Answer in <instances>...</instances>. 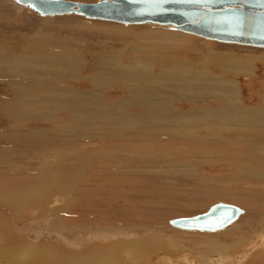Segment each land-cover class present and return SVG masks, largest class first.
Here are the masks:
<instances>
[{"label":"bare ground","instance_id":"bare-ground-1","mask_svg":"<svg viewBox=\"0 0 264 264\" xmlns=\"http://www.w3.org/2000/svg\"><path fill=\"white\" fill-rule=\"evenodd\" d=\"M0 1H12L17 6L19 5L15 0ZM66 1L73 2L72 0ZM89 1L93 3L96 2L95 0ZM155 30L157 34L163 35L164 37H184V40L188 39V36L185 34V36H183L180 32L166 33L163 30ZM9 39L13 41L9 42ZM53 39H43V37H38V39H36V37L33 35L29 36V34L28 36L10 34L0 38V92L3 88H6L9 92H12L14 97L18 95L17 100L16 98L13 99V101L15 100V105H12L17 108L14 110H12L13 107L7 108L9 105H5V100L1 98L2 96L0 97V117H3L2 120L5 118V120L12 118L20 121L23 119L36 121L34 117H37L39 118L37 122H48L49 124L55 125L51 128L34 129L26 127L27 122H21L11 124L12 126L7 124L8 130H0V140L13 145V147L10 148L0 146V172L5 173L6 176V171L15 173L18 171L17 174L19 175L14 178H12L13 176H7L6 180H4L1 176L2 173H0V204L2 205V209L16 216L21 207H30V205L37 204L38 200L41 201L46 199L47 197H44V194L47 192V189L50 188L56 189L57 192L59 191L62 195V198L64 197L65 200L69 199L70 201L72 200L70 197L71 194H73L72 192L75 189L78 191L76 187L87 189V185L84 187L83 183L89 180L93 181L94 186L96 184L95 181L100 180L98 174L111 176V178L107 180V183L112 182L109 183L112 184V188H106V191H103L101 195L107 193V196L110 194V196L112 195L113 198H116L117 195L121 193V195L124 196V194H122L124 190H122V188L120 189L118 186L127 184V173L131 172H129V170L133 171L135 169L132 168L134 166L129 170L124 166L125 169H123L122 165H128L133 161L128 153H138V159H134V161L142 163L145 166L153 163H160L162 165L165 163L168 164V167L169 165L170 167H172L171 165L180 167L181 164H184L183 161L179 163L173 160L174 158L165 156L164 154L166 153L163 151L168 150L166 149L167 145L160 144V142H162L160 141L162 137L169 138L171 141H174V139L181 141V137L177 138V136L174 135L175 130L173 133L170 132L173 127L176 126L177 129H195L204 132L206 138L202 141L203 143L200 141V144L202 143L206 146L207 149L205 148V150L212 155H215L216 152H219V155L220 153L223 155L222 158L216 161L212 159V163L221 162L222 165H226L229 169L234 170L232 179L235 178L237 182L235 187L237 191H234V195H229L231 196L230 199L240 201L243 200V198H249L251 203H258L256 207L251 206L248 209H244L245 215L243 214L244 216L242 215L240 217L246 218L252 222L258 220L259 223L256 228L260 231H264V54L259 56L249 55L238 57L225 53L220 55L208 53V57L212 58L209 61V65H215L214 63H217L219 71L223 70L220 74L213 75L210 70L208 71V66H206V68L205 66L203 67V65V68L200 66L205 72H200L198 69H196V71L188 69L187 65L186 67L181 66L179 64L180 57L178 58L175 54H171V52L166 50L172 48L180 49L183 45L174 44L171 43V41V44L169 41L152 43L156 47L162 48L166 46L162 54L158 52L155 53V55L151 54L152 56H134L131 58L133 59L132 61L130 58H126L127 60L125 58H118V55L114 58L112 57L113 55L106 52L105 49L101 51L88 50L86 53L89 56L88 59H85V52L81 49L74 48V46L81 45L82 48V46H86V43L73 42L71 40L68 42L60 38L53 41ZM143 45L146 44H142V46ZM149 48L152 49L154 47ZM146 51L148 52V50ZM121 55L123 56V54ZM121 55L120 57H122ZM125 56L127 55L125 54ZM131 63L134 65H130ZM230 77L232 79H230ZM82 81L85 83H81ZM240 83H243L242 87ZM133 89L135 91L132 92ZM107 90H111L112 92L113 90H117L118 94L116 93V96H111ZM104 91L107 92L105 93ZM171 91L175 92L167 94V92ZM35 92L38 93L39 96H37V94L36 97L38 98L33 99L29 94ZM177 103H179L178 106ZM133 106L141 108L140 111L143 112L138 115L125 111L126 108H131ZM30 108H40L41 112L30 110ZM14 111H16V113ZM59 111H63L64 114L61 115L60 113L61 116L57 115ZM159 126L165 127L166 129L172 127V129L170 131H165L163 134L156 133L155 130ZM148 129L152 131L151 134L146 133ZM162 129L164 130V128ZM176 134L179 135L182 133ZM132 140H137L138 145L137 143L134 144ZM89 141L91 144L87 143ZM186 141L189 142L187 137ZM192 141L195 140L192 139ZM185 144L187 145V143ZM98 145L101 146L99 147ZM92 146H98V149ZM88 147H90V149ZM169 151H166L167 154ZM28 153H31L34 158L42 157V164L38 166L34 165V167L18 168L15 163L6 161L5 158L9 155L18 157ZM205 154L207 155L208 153L205 152ZM200 155L204 156L202 154ZM207 156L209 157V155ZM96 158L101 161L103 159L106 161L108 160V164L104 167L101 166L102 164L100 162L101 165H97L96 167L94 165ZM213 158L215 159L216 157ZM115 162H118L121 168L112 169L110 166ZM198 162L199 161H197V163ZM189 164L193 165L194 163L190 162ZM106 168L108 170L112 169L110 170L111 173L115 172V176H118V179L115 180V183L118 184V186H115L116 190L113 186L114 179L112 174L107 173V171H105ZM137 169L139 172L136 171V173L137 177H139L146 172L147 168ZM142 169H145L143 174ZM148 170L150 169L148 168ZM159 170L161 171V169ZM153 171L155 174L158 172L154 169ZM162 171L164 170L162 169ZM32 172H36L38 176L34 177V175H28ZM1 180H4L5 183H2ZM8 180L11 182L13 181L15 185H11V183L8 185L6 183ZM79 183L81 186H79ZM92 189L91 191H85L89 192L88 197L85 198H90V200L94 202L97 197L96 191L98 192L99 190ZM79 193L83 194V191ZM210 193L213 194V196L217 194L227 196L226 192L222 191H212ZM41 195L43 196L41 197ZM81 198H83V196ZM113 198L110 200H113ZM98 200L100 201V199ZM70 202L68 204H70ZM108 202L111 203L110 201ZM77 204H79V202ZM211 206H209L206 211ZM35 207L37 206L35 205ZM87 207L89 206L87 205ZM236 209L239 211L240 215L241 209L238 207H236ZM89 211L92 210L89 209ZM97 211H99V209ZM74 212L76 211L73 210V213ZM0 218L1 221L3 218ZM259 218L261 219L259 220ZM101 219L104 218L101 216ZM236 219L230 224L233 225ZM96 226L100 227L99 222L98 225L96 222ZM145 226L146 225H142L141 227L143 231L146 230ZM223 228L213 231H202L203 233H216L218 231L217 233L219 234L217 235L220 237L215 238L216 235L210 237L204 236V238L200 239V242L196 241L197 246H195L196 250L194 254H196L199 263L234 264V256L240 254L238 250L234 249V244L236 242L237 248L242 247L243 250L253 244L255 239L259 237H263L262 239L264 241V236H262L264 232L256 233V228H250V230L254 229L255 232L253 231L254 237L253 235L251 236L254 239L252 240L250 238L249 241L247 237L243 235L238 236V233H234L235 236L224 237V232L227 230H223ZM126 232L127 231L123 228L122 234ZM197 232L200 231L198 230ZM12 233L11 231V234ZM95 234L97 235V242H93L86 247L84 246L83 249L86 248L85 250L89 253L88 256L91 254L89 257H91V259L94 258L93 260H95V263L105 264L107 262L108 264H114L115 261L118 260V254L116 257L115 249H111V246H113V239L110 238V236L113 237L114 234L111 232V235H109V238L112 240H109L104 234V231L96 232ZM8 235L14 236V234L10 235V233ZM119 236L121 237V235ZM22 237L16 238L15 242L11 240L13 237L9 240L12 241L13 244L16 243L17 240L16 244L22 245L25 243L24 239H26ZM228 237H231L233 241L229 242V240H227ZM105 238H108V240H105ZM236 239L238 240L236 241ZM26 240L30 242L28 238ZM6 241H8V239ZM118 241L120 240L118 239ZM151 241L152 239L141 238V241L138 242L137 240L136 243V241L124 238L120 241L123 243V247L120 250L123 249V251L119 252V256L122 255L127 257L131 253L136 255L139 252L145 254L147 253V247L152 243ZM215 241L216 243L214 244ZM10 245V247H12V244ZM253 245H256V243ZM22 247L19 246L20 249ZM32 247L36 249V245L34 246L32 244L31 248ZM39 247L41 246H38V248ZM14 252L20 254L19 251L14 250ZM45 253L47 254V252ZM253 253L252 256L249 255L251 259L249 261H251V263L262 264L260 261L264 260V245L260 250L259 248L256 249V251L254 250ZM213 254L219 256H217V261L212 259V256H214ZM1 255H3V253ZM1 255L0 257H2ZM244 255H241V260H238V264H249L246 258L242 260ZM33 258L34 256L32 259ZM70 259L71 258H69V260ZM87 259L88 258H84V260ZM139 260H143V257L136 261L138 262ZM45 261H47V259ZM92 263H94V261ZM128 263L131 264L129 257Z\"/></svg>","mask_w":264,"mask_h":264},{"label":"rangeland","instance_id":"rangeland-1","mask_svg":"<svg viewBox=\"0 0 264 264\" xmlns=\"http://www.w3.org/2000/svg\"><path fill=\"white\" fill-rule=\"evenodd\" d=\"M72 1L81 2V3H93L92 1H89V0H72ZM155 29L161 30V31L163 30L166 33L180 32L169 26L154 25V24L125 25V24L111 22V21L89 19V18H86L78 14H67V15H55V16L42 17L27 6L26 7H22L19 5L17 6L12 1H9V2L0 1V31H1L0 38L2 36L5 37L6 35H10V34H16L19 36L20 35L28 36L29 34V36L33 35L34 37H36V39H38V37H43V39H46V38L53 39L54 38L53 39L54 41L57 38H60L68 42H70L71 40L73 42L77 41L79 43H86V46H82V48H81V45L74 46V48L81 49L83 50V52H85L84 53L85 59H88L89 55L86 53L88 50L89 51H98V50L101 51L103 49H105L106 52H109L113 55L112 56L111 54H109L110 56L115 58V56L118 55L119 56V57L117 56L118 58H123V59L124 58L131 59L134 56L135 57L145 56V55L152 56L158 52L162 54V52L164 51V47L166 46H163L162 48L156 47L152 43H161L162 41H169L170 43L171 41V43L183 45L180 47V49L172 48L170 50L169 49L166 50L168 52H171V54H175L176 57L178 58L180 57L179 64L181 66L186 67L187 65L188 69H192L195 71L196 69H198L200 72L202 71L205 72L204 69L202 68L204 66L205 68L206 66H208V71L210 70L211 73H213V75L214 74L218 75L223 70L219 71V66L217 65V63H214L215 65L213 64L209 65V61L212 58L208 57L209 56L208 53H215L217 55L225 53V54L236 55L238 57L249 56V55L259 56L261 54H264L263 47L223 43V42L204 39V38H201L195 35L186 34L182 32H180V34L182 33L183 36L185 35L188 36L187 37L188 39L184 40V37H174V38L164 37L163 35L157 34ZM12 41H13L12 39H9V42H12ZM142 44H146V45L142 46ZM149 47H154V48L150 49ZM146 50H148V52ZM121 54H123L124 57ZM125 54L127 56H125ZM120 55L122 57H120ZM131 60L133 61V59ZM130 65H132V63ZM230 79L232 78L230 77ZM81 83H85V82L82 81ZM240 86L242 87L243 83H240ZM107 91L109 92L111 96H116L117 90H113V92L111 90H107ZM133 91L135 90L133 89L132 92ZM173 92L175 91L167 92V94H170ZM37 94L38 93L35 92L29 95L33 99L34 98L36 99L38 98L36 97ZM17 96L18 95L14 97L12 92H9L6 88H3V90L0 92V97L5 100V105L6 104L9 105L7 106V108L13 107L12 110L17 109L14 106L15 100L13 101L14 98H16L17 100ZM37 96H39V94ZM6 100L8 103L6 102ZM8 100H11V101H8ZM178 105L179 103H177V106ZM30 110L41 112L40 108H30ZM140 110L141 108L133 106L131 108L130 107L126 108L125 111L128 113L132 112L131 114L139 115V113L143 112ZM14 112L16 113V111ZM60 113L61 115L64 114L63 111H59L57 115L61 116ZM2 118L3 117H0V130H8L7 124L11 125V124H16V123H21V122H27L26 127L34 128V129L35 128L45 129V128H51L55 126L54 124H49L48 122L47 123L37 122V119H39L37 117H34L36 121L35 120L30 121L28 119H23L20 121V120H15L12 118H9L7 120H5L6 119L5 118L2 120ZM162 128H164V130ZM171 129L172 127L166 129L165 127L159 126L155 131L156 133L158 132V133L163 134L165 133V131H170ZM149 130L150 129L146 131L147 134H151L152 131L151 130L149 131ZM174 130H175L174 135H176L177 138L181 137L180 138L181 141L175 140V139L174 141H171L169 140V138L167 139L166 137H162L160 140L162 142H160V144L167 145L166 146V149H168L166 150L167 152L171 149L168 154L166 151H163L164 153L167 154V155L164 154L165 156H170L174 158L173 160L179 163H182L183 161L184 164H181L180 167L179 166L174 167V165H171L172 167H170L169 165L168 167V164H165V163H163V165L160 163H153L151 165L145 166L142 163L134 161V159H138L137 158L138 153H128L130 154L129 156H131V160L133 161H131L130 164L128 165H122L123 169H125L126 167L127 170H129L132 166H134L132 167L133 169L134 168L135 169L137 168L146 169L147 168V169H146V172H145V169L144 170L142 169V174L144 172L145 173L141 176L138 175L139 177H137V173H136V171L139 172L138 169L137 170L134 169L133 171L129 170V172L130 171L131 172L127 173L128 175L126 174L128 182L127 184H124V185L122 184V186H118V184L115 183V180L118 179V176H115V172L111 173L110 171L112 169H117L118 167L121 168L119 163L118 162H117L118 164L116 162L112 163L113 166L112 165L110 166L112 169L108 170L106 168L105 171H107V173H111L114 179L113 186L114 187L118 186L120 189L122 188V190H124V193H122L124 194V196L121 195V193L117 195L116 198H113V196L112 195L110 196V194H108L107 196V193H103V195H101L103 191L104 192L106 191V188H110V189L112 188L111 187L112 184H109L112 182L107 183L108 182L107 180H109L111 176L109 177V175L107 176L106 174H98V177L100 180L95 181L96 184L94 186H93L92 180H89L88 182L84 181L85 183H83L84 185L83 184L82 185L84 187H86L87 185L86 187L87 189H80V187H76L78 191L75 189L72 192L73 194H71L70 197L72 198L73 201L77 200L76 202L75 201L73 202L72 200H70L71 201L70 202L69 199L65 200L64 197L62 198V195L59 193V191L57 192L56 189L50 188V189H47V192L44 194V197L46 196L47 198L41 201L38 200L37 202L38 205L35 204L37 207H35V205H32V206L30 205V207L28 206L24 208L21 207V209H19L20 212L18 211L17 212L18 214L16 216L15 214H12L7 210L2 209L1 208L2 205L0 204V209H1L0 217L4 219L0 221V242H1L0 243V252H1L0 255L3 253V255H1L2 257H0V264H23V263L25 264H72V263L102 264V263H95V260H93L94 258L91 259V257H89L91 254L88 256L89 253L88 251L85 250L86 248L83 249L84 246L86 247L93 242L94 243L97 242L96 241L97 235L95 233L101 232V231L102 232L104 231V234L108 238H109V235H111V232L114 234L113 237L110 236V238L113 239V246H111L112 247L111 249H115L114 251H115L116 257L118 254V258H117L118 260H116L114 264H129L128 257L130 259L131 264H135V263L136 264H154L155 262H157L155 264H190V263L191 264H201L198 262V258H196V254H194V251L196 250L195 246H197L196 243L198 241L200 242L201 241L200 239L204 238V236L210 237V236L216 235L215 238L220 237L219 235H217L219 234L217 233L218 231L216 233L214 232L213 233H205V232L203 233L202 231L197 232V230L177 229L170 225V221L177 219V218H188V217L199 215L205 212L209 206L216 204V203H223V204L225 203V204H229V205H232V206H235L241 209V214L238 216L236 221L233 222L234 224L233 225L230 224L231 226L229 225L223 228V230L224 229L227 230L224 232V237L232 236L234 235V233H238V236L243 235L247 237L248 241L250 240V238L253 240L254 238H252L251 236L253 235L254 237L253 231L258 225L259 221L256 220L252 222L246 218H241L240 216H242L245 213L244 209H248L251 206L256 207L258 203H251L249 198H243V200H240V201H234L230 199L231 196L229 195L230 194L234 195L235 192L237 191V188H235L237 185V182L235 178L232 179V174H234V170L229 169V167H227L226 165H222L221 162L212 163L214 160L216 161L217 159L222 158L223 155L221 153L219 155V152L218 153L216 152L215 155L214 154L212 155L205 150V148L207 149V147L202 144L203 143L202 141L205 140L206 138L204 132L197 131L195 129H183V128L177 129L176 126L173 127V129L170 132L173 133ZM176 133H182V134L178 135ZM186 137L189 140V142L186 141ZM192 139H194L195 141H192ZM132 141L134 142V144L137 143L138 145L137 140H132ZM200 141L202 142L201 143L202 145L200 144ZM89 142L87 143L91 144V142L90 143ZM185 143H187L188 146ZM0 146L6 147V148L13 147L11 143H6V141H2V140H0ZM98 146L100 147L101 145H98ZM98 146H94V147L92 146V147L98 149L97 148ZM132 146H135V145H132ZM136 147H139V146H136ZM88 148L90 149V147ZM205 152L208 153L207 155H209V157L211 155V157L209 158L205 154ZM200 154L204 156H201ZM213 157H216V158L214 159ZM5 158H6V161L15 163V165L18 168L34 167V165L38 166V165H41L43 162L42 157H36L37 158L36 159L31 153L18 156V157L17 156L12 157L9 155ZM197 161L199 162L197 163ZM100 162L102 165L100 164ZM190 162L194 164L190 165L189 164ZM203 162H206V163H203ZM106 164H108V160L106 161L105 159L101 161L96 158L94 162V165L96 167L97 165H101L105 167ZM148 168L150 170H148ZM153 169L155 171H158L159 169H161V171L159 170L158 172L160 173L156 172L157 174H155ZM162 169L164 171H162ZM147 170L150 172H148ZM17 173L6 171V176H5V173H2L1 176L4 178V180H6L7 176H13L12 178L19 176ZM28 175H32V176L34 175V177L38 176L36 172L34 173L32 172L31 174H28ZM4 180H1V182L5 183ZM6 183L8 185H10V183L11 185H15L13 184L14 182L13 181L11 182L10 180L6 181ZM79 186H81L80 183H79ZM89 187L91 189L93 188L92 190H99L98 192L96 191V196L97 197L99 196V197L97 198L95 196L96 199L94 200V202L93 200H90V198H85V197H88V193H89L85 191H91ZM115 190H116V187H115ZM82 191H83V194H80L79 192H82ZM212 191L226 192L227 196H223V194L222 195L217 194L213 196V194L210 193ZM42 196L43 195H41V197ZM82 196L83 198H81ZM54 198L55 199L57 198V199L55 200ZM111 198H113V200H110ZM84 199H86L87 201ZM98 199H100V201ZM68 201L70 202V204H68L69 203ZM108 201H110L111 203H109ZM78 202L79 204L80 203L81 204L80 205L77 204ZM87 205L89 207H87ZM58 208L60 209V211ZM89 209L92 211H89ZM98 209L99 211H97ZM66 210L68 213L66 212ZM73 210L76 212L73 213ZM21 211L23 214L21 213ZM139 215H142V216H139ZM101 216L104 219H101ZM260 219L261 218H259V220ZM96 222H97V225L99 222L100 227L96 226ZM142 225L143 226L146 225L145 226L146 232L143 231V229L141 228ZM123 228L127 231L125 234H122ZM250 228H254V229L250 230ZM155 229H158V230H155ZM9 230L13 232L12 234H14V236L11 234V231ZM255 231L256 233L264 232V231H260L258 228H256ZM9 233L12 236H9L8 235ZM20 235H22L23 237ZM119 235H121V237ZM262 236H264V233ZM18 237H22L23 239L28 238L31 243L28 242V240L24 239L25 241L24 244L26 246L29 244L30 246L28 245L26 247L24 244L22 245L16 244L17 240H16V243L13 244L12 241L15 242V239ZM143 237L149 240L152 239L151 241L152 243L147 247V253L142 254L139 252L136 255H133L131 253L127 257H124L122 255L119 256V252L123 251V249L120 250L123 247L122 246L123 243L120 242L122 239L124 238L130 239L131 241L133 240V241H136L137 243V240L138 242H140L141 238L145 239ZM108 238H105V240H108ZM110 238L109 240H112ZM262 238L263 237H259L255 239L254 243H256V245H253L254 244L253 243L250 246L244 248L243 250H242V247L237 248V242H236L234 244L235 245L234 249L238 250L240 254H236L234 256L235 259L233 260V263L235 264V262L237 261L236 264H238V260L239 259L241 260V255H244V254L245 255L242 257V260H244V258H246L247 261L251 260L250 256L254 254L253 253L254 250L256 251V249L258 248L260 250L263 247L264 241ZM7 239L8 241H6ZM9 239H11L12 241H10ZM118 239L120 241H118ZM227 240H229V242L233 241L231 237L230 238L228 237ZM237 240L238 239H236V241ZM8 243L12 244V247H10L11 245ZM215 243L216 241L214 242V244ZM32 244L34 246L36 245V249H34L35 247L31 248ZM19 246L20 247L23 246L22 247L23 249L22 248L20 249ZM38 246H41V247L38 248ZM9 250H10V253H9ZM14 250L19 251L20 254L19 253L17 254V252L15 253ZM45 252H47V254ZM50 253H53V254H50ZM213 255L214 256H212V259H214V261H217L218 255L217 256H215L216 254H213ZM33 256L34 258L32 259ZM57 256H60V257H57ZM141 257H143V260H139L137 262L136 260L140 259ZM69 258L71 259L69 260ZM84 258H88V259L84 260ZM46 259L47 261H45ZM93 261L94 263H92ZM260 262L264 264V260L263 261L261 260ZM250 263L251 261H249V264ZM105 264H108V263L106 262ZM251 264H257V263H251Z\"/></svg>","mask_w":264,"mask_h":264},{"label":"water","instance_id":"water-1","mask_svg":"<svg viewBox=\"0 0 264 264\" xmlns=\"http://www.w3.org/2000/svg\"><path fill=\"white\" fill-rule=\"evenodd\" d=\"M15 1L40 16L77 13L89 19L125 25H162L208 40L264 48V0H170L163 10L148 6L144 0H95L93 4L66 0ZM236 16L243 20L242 34H237L234 23L230 22ZM238 215L236 207L218 203L199 215L171 220L170 225L182 230L213 231L228 226Z\"/></svg>","mask_w":264,"mask_h":264},{"label":"snow or ice","instance_id":"snow-or-ice-1","mask_svg":"<svg viewBox=\"0 0 264 264\" xmlns=\"http://www.w3.org/2000/svg\"><path fill=\"white\" fill-rule=\"evenodd\" d=\"M144 2L154 8V9H157V10H163V5L165 3H168L170 2V0H144ZM175 2H181V0H175ZM199 2V0H198ZM205 2H207V0H205ZM30 7H32L33 5L29 4ZM230 22H233L234 25H235V28L237 29V34H242V32L240 31V29L243 28V20L242 18H240L239 16H236L234 18H232V21ZM262 24H264V22H262Z\"/></svg>","mask_w":264,"mask_h":264}]
</instances>
